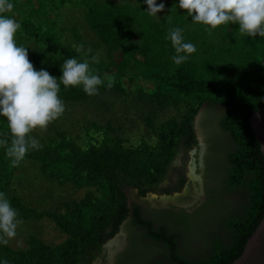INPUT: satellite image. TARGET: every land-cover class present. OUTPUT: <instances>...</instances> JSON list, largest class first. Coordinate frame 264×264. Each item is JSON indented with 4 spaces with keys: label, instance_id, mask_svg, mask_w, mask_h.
<instances>
[{
    "label": "trees",
    "instance_id": "obj_1",
    "mask_svg": "<svg viewBox=\"0 0 264 264\" xmlns=\"http://www.w3.org/2000/svg\"><path fill=\"white\" fill-rule=\"evenodd\" d=\"M10 2H14V13L20 7L17 0ZM161 3L166 4L167 14L156 20L143 2L85 1L86 22L109 58L94 69L102 80L105 72L115 77V85L108 89L104 80L94 96L82 86L61 85L58 94L70 107H98L101 96H127L122 81L127 67H139V73L154 84L150 92L140 95L148 104L141 116L154 141L129 145L119 132L123 128H115L110 119L96 127L101 135L90 136L86 144L48 127L47 136L39 141L42 147L30 149L25 159L37 163L50 178L66 174L77 186L100 191L98 196L89 192L79 202L65 203L64 211L36 209L12 193L19 166H11L0 146V192L18 211V218L25 222L46 217L66 235L58 244L35 236L23 248L0 243V262L93 264L113 247L104 248V244L123 230L128 244L115 264H231L240 256L264 216V155L249 123L251 114L264 104V37L242 35L237 24L206 31L205 25L193 23L179 8V0ZM20 25L18 33L34 43L28 58L35 70H46L59 79L66 59L81 61L80 53L61 44L55 32L43 30L29 18ZM175 27L183 30L185 42L196 47L179 65L172 60L175 52L166 39ZM88 102L91 106L84 105ZM101 107L108 108L106 101ZM169 108L176 114L159 121L158 113ZM200 111L202 117L196 122ZM6 134L10 142L7 120L0 117V139ZM199 136L207 144L205 200L200 206L151 207L144 200L148 192L170 195L181 190L186 181L183 172L176 183L166 187L162 183L180 152L193 149L199 163ZM130 190H136L135 196L143 201L128 195Z\"/></svg>",
    "mask_w": 264,
    "mask_h": 264
},
{
    "label": "rangeland",
    "instance_id": "obj_2",
    "mask_svg": "<svg viewBox=\"0 0 264 264\" xmlns=\"http://www.w3.org/2000/svg\"><path fill=\"white\" fill-rule=\"evenodd\" d=\"M85 1L89 0H17V2H15L16 7L20 8L14 11L9 17L14 18L19 23L29 18L43 30L55 32L61 44L68 45L73 49H76L73 45H83V50L80 52L79 56L81 62L88 59L90 68H99L102 63H107L109 58L105 46L99 42L86 22L83 5ZM110 1L128 2L132 4L143 2L146 4L145 0ZM167 1L168 0H156V3L159 5L161 2ZM164 5V10L157 13L156 16H153L156 20H159L167 14L166 4ZM36 8H38V11ZM16 42L18 45L28 48V56L32 54V48L34 47L33 42L26 40L18 32L16 34ZM89 48L91 52L87 51ZM93 55L99 56L100 62L98 64L91 62V56ZM127 69L126 76L122 80L125 83V89L128 90L127 96H122L117 99L110 96H101V100L97 103L98 107L93 106L89 108L80 106L70 107L69 103L63 101L65 112L60 118L50 123L48 127L53 126V128L64 132L66 136L73 138L75 141L86 144L90 136L95 137L101 135V130H98L96 127L104 126L106 120L110 119L113 120L112 122L115 128L118 126L123 128L119 132L128 139L129 145H137L141 140L145 139L153 142L154 138L152 132L141 116L143 109L146 108L148 104L145 100L140 98L143 92L148 93L153 89V81L145 78L146 76L142 74L143 72L139 73V67H127ZM129 69L133 70L129 71ZM113 70H116V68L114 67ZM107 77L108 73L105 72L102 78L103 80H107ZM105 101L108 108L104 109L101 107V102L103 104ZM84 105L91 106V102ZM175 114L176 110L174 108L159 112V121H165ZM201 117L202 115L196 119V122H199ZM91 124H94L95 127L90 129ZM51 131L50 133L54 134V130ZM47 132L46 129L41 130L38 128L31 134L36 138L39 137L37 140L40 141V138H45L47 136ZM200 164L201 154L199 155V163L196 164L193 149L187 153L180 152L171 164L167 173V178L162 183V187H166L169 183H176L178 175L183 172L186 176V181L181 190L179 192H173L170 195L159 192H148L144 200L154 203L163 196L180 195L178 196L180 199L182 198L183 201H188L190 203L196 197L195 203L191 206L197 203L198 206H200L205 200V196H202L200 193V190L204 189L203 167ZM188 184L190 187L187 189ZM186 189L191 192V194H194L195 192L193 193V191L196 190L197 196L191 195L194 198L188 197V192L187 194L185 193ZM11 191L19 195L29 206L39 210L44 209L53 211H64L65 203L71 204L79 202L89 192L95 196L100 194L99 189L96 187L77 186L66 178V174H63L62 177L50 178L47 174H42L39 171L37 163L26 159L20 163L19 168L14 172ZM127 193L134 197L137 195L136 190H130ZM153 195L156 197H152ZM136 198H138V196ZM137 200L139 202L143 201L142 199L140 200V198ZM123 235L127 236V232L124 230ZM30 236H35L49 244H58L66 237L56 226L54 221L45 217L23 222L17 229L16 237L10 240L7 245L13 248L26 247ZM103 257L104 254L98 257L93 264H104L105 260H103Z\"/></svg>",
    "mask_w": 264,
    "mask_h": 264
},
{
    "label": "clouds",
    "instance_id": "obj_3",
    "mask_svg": "<svg viewBox=\"0 0 264 264\" xmlns=\"http://www.w3.org/2000/svg\"><path fill=\"white\" fill-rule=\"evenodd\" d=\"M145 3L151 16L165 8L163 3L157 5L156 0H145ZM179 8L192 17L193 23L205 25L206 31L224 24H237L242 35L264 37V0H179ZM13 9L10 0H0V117L6 118L11 136L10 142L7 134L0 139V146L5 148L11 166L18 167L30 149L42 147L30 133L38 128L47 129L65 112L58 95L60 86H82L87 95L94 96L99 94L104 80L90 68L88 59L82 62L76 58L66 59L59 79L46 70H35L28 58V48L16 42L20 23L6 15ZM168 22H171L170 16ZM166 39L171 41L175 52L171 58L177 65L186 62L196 51L194 44L185 42L180 27L170 28ZM73 47L78 53L83 50V45ZM91 62L98 64L99 56H91ZM114 85L115 77L108 76L106 87L111 89ZM261 148L264 149V145ZM18 216L6 194L0 192V243L7 245L16 237L18 227L23 224ZM0 264H9V261L5 259Z\"/></svg>",
    "mask_w": 264,
    "mask_h": 264
},
{
    "label": "water",
    "instance_id": "obj_4",
    "mask_svg": "<svg viewBox=\"0 0 264 264\" xmlns=\"http://www.w3.org/2000/svg\"><path fill=\"white\" fill-rule=\"evenodd\" d=\"M201 112L202 111L198 113L196 119H198V117L201 115ZM249 123L252 130L255 133L256 140L260 144L261 152L264 155V149L261 148V145H264V104H262L257 111L251 114V116L249 117ZM201 144L203 146L202 142ZM189 184L187 186V189L190 187ZM187 189L185 193L187 194L188 192V194L189 193L191 194V192L187 191ZM193 193L194 194H191L192 196H197L196 190H194ZM200 193L202 194V189L200 190ZM154 196L155 195H153L152 197ZM157 200L161 202L163 205L171 203L183 207H189L193 203H195L196 197L191 201V203L179 199L178 195L163 196ZM122 234L123 231H120L114 238H112L106 244H104V248L106 247L110 248L114 245L117 246L115 247V249L109 251L110 261H112L113 255L116 253L117 248H119L117 241L122 236ZM231 264H264V216L259 222L254 232L247 239L240 256L237 257Z\"/></svg>",
    "mask_w": 264,
    "mask_h": 264
},
{
    "label": "flooded vegetation",
    "instance_id": "obj_5",
    "mask_svg": "<svg viewBox=\"0 0 264 264\" xmlns=\"http://www.w3.org/2000/svg\"><path fill=\"white\" fill-rule=\"evenodd\" d=\"M200 137V136H199ZM201 142L203 143V146H202V144H201ZM199 152H200V154H201V164L200 165H202V167L204 168V160H203V154L206 152V149H207V144L205 143V141L200 137V144H199ZM199 154V155H200ZM203 188H204V179H203ZM205 190L203 189L202 190V196H205ZM178 196H180V195H178ZM180 199V198H179ZM182 199V198H181ZM151 204V207H153V208H163V207H166L167 206V204L166 205H163L161 202H159L158 200L156 201V202H154V203H150ZM198 204V203H197ZM173 205H176V204H173ZM176 206H178V207H183V206H179V205H176ZM117 243H118V246H119V248H117V251H116V253L113 255V259H112V261H110V257H109V251L110 250H113V249H115V247H117V246H113L111 249H109V250H107L106 251V255H104L105 257H104V259H105V262H104V264H115V261H116V257H117V255L119 254V253H121L125 248H126V246H127V244H128V242H127V236H125V235H123L122 234V236L118 239V241H117ZM105 252H103V254H104ZM102 254V255H103ZM101 255V254H100Z\"/></svg>",
    "mask_w": 264,
    "mask_h": 264
},
{
    "label": "bare ground",
    "instance_id": "obj_6",
    "mask_svg": "<svg viewBox=\"0 0 264 264\" xmlns=\"http://www.w3.org/2000/svg\"><path fill=\"white\" fill-rule=\"evenodd\" d=\"M188 197H192L190 193L188 194Z\"/></svg>",
    "mask_w": 264,
    "mask_h": 264
}]
</instances>
